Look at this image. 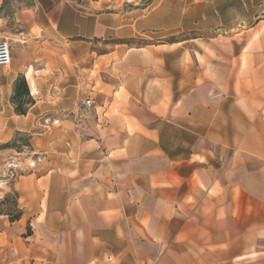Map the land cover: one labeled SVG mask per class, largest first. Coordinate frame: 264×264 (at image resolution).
Masks as SVG:
<instances>
[{
	"label": "crops",
	"instance_id": "1",
	"mask_svg": "<svg viewBox=\"0 0 264 264\" xmlns=\"http://www.w3.org/2000/svg\"><path fill=\"white\" fill-rule=\"evenodd\" d=\"M126 2L20 13L0 78L9 138L34 132L13 149L35 156L15 166V246L41 264H264V0ZM86 98L97 127L72 115Z\"/></svg>",
	"mask_w": 264,
	"mask_h": 264
},
{
	"label": "rangeland",
	"instance_id": "2",
	"mask_svg": "<svg viewBox=\"0 0 264 264\" xmlns=\"http://www.w3.org/2000/svg\"><path fill=\"white\" fill-rule=\"evenodd\" d=\"M77 5H81L82 1L87 0H67ZM90 1V0H88ZM124 0H115L116 4H121ZM129 4H138L140 9H147L153 5L154 0H127ZM194 5H201L211 0H189ZM126 2V3H127ZM159 2V0H158ZM36 0H0V44L7 43L10 47L11 57L13 58V51L16 49L17 44H21V39H25L24 35L19 36L21 33H25V30L20 25L19 18L20 13L27 8L35 5ZM157 3V0H156ZM179 5L184 6L186 0H178ZM155 5V4H154ZM137 14V13H136ZM165 35H169V29L165 30ZM35 35L40 34L39 29H35ZM188 33L185 30L179 29V40H183L186 37L201 35V31H195ZM143 41L139 40L137 43L140 45ZM12 68L11 64L7 67L0 66V78L7 76ZM1 99V95H0ZM2 111V109H0ZM3 124L0 127V134H2V142L0 143V264H41L42 260L38 257L31 256L28 253H21L14 244V241L19 240V227L24 229V235L31 234L30 222L24 219L21 223H15L13 220L22 213L19 208L18 194L13 190V182L21 175L25 174L19 169L15 173L13 166L19 165L24 162L26 164H32L35 162V156L26 152L23 155L22 160H15L19 158L18 155L13 153V149L20 153L29 151L31 147V140L33 139V133H17L9 138V132L5 127L7 114H4ZM14 174V175H13ZM14 223V224H13ZM14 244V245H13Z\"/></svg>",
	"mask_w": 264,
	"mask_h": 264
},
{
	"label": "built area",
	"instance_id": "3",
	"mask_svg": "<svg viewBox=\"0 0 264 264\" xmlns=\"http://www.w3.org/2000/svg\"><path fill=\"white\" fill-rule=\"evenodd\" d=\"M7 45V43L0 44V66L4 67L9 66L12 61L10 47ZM72 115L78 124L88 126L92 123L96 127L99 126V114L96 108V103L92 98H86L79 102L76 111L73 112ZM13 169L15 172V166H13Z\"/></svg>",
	"mask_w": 264,
	"mask_h": 264
},
{
	"label": "trees",
	"instance_id": "4",
	"mask_svg": "<svg viewBox=\"0 0 264 264\" xmlns=\"http://www.w3.org/2000/svg\"><path fill=\"white\" fill-rule=\"evenodd\" d=\"M11 102L15 107V112L17 115H26L28 107L34 103L24 77L19 78L15 82ZM21 216L22 213L20 212V214L13 220V222L18 221Z\"/></svg>",
	"mask_w": 264,
	"mask_h": 264
},
{
	"label": "bare ground",
	"instance_id": "5",
	"mask_svg": "<svg viewBox=\"0 0 264 264\" xmlns=\"http://www.w3.org/2000/svg\"><path fill=\"white\" fill-rule=\"evenodd\" d=\"M8 46V45H7ZM31 71V70H30ZM29 76V75H28Z\"/></svg>",
	"mask_w": 264,
	"mask_h": 264
}]
</instances>
